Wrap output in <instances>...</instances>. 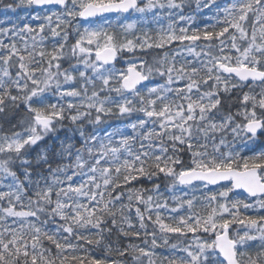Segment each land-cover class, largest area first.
Segmentation results:
<instances>
[{
  "label": "snow or ice",
  "instance_id": "1",
  "mask_svg": "<svg viewBox=\"0 0 264 264\" xmlns=\"http://www.w3.org/2000/svg\"><path fill=\"white\" fill-rule=\"evenodd\" d=\"M17 8L0 264H264V0Z\"/></svg>",
  "mask_w": 264,
  "mask_h": 264
},
{
  "label": "rangeland",
  "instance_id": "2",
  "mask_svg": "<svg viewBox=\"0 0 264 264\" xmlns=\"http://www.w3.org/2000/svg\"><path fill=\"white\" fill-rule=\"evenodd\" d=\"M16 3L18 0H15ZM35 12L32 9L17 8L15 12L4 10V4H0V27H12L14 24H22L25 22V18H29L34 15ZM35 23V22H33ZM148 25L150 27H155L156 25L149 18ZM164 251V250H158Z\"/></svg>",
  "mask_w": 264,
  "mask_h": 264
},
{
  "label": "trees",
  "instance_id": "3",
  "mask_svg": "<svg viewBox=\"0 0 264 264\" xmlns=\"http://www.w3.org/2000/svg\"><path fill=\"white\" fill-rule=\"evenodd\" d=\"M8 3H16V1L15 0H3L4 5H6ZM201 23H203V21H201ZM110 123H111V126H115L117 124H120L121 122L119 120H113ZM109 130H110V128H109Z\"/></svg>",
  "mask_w": 264,
  "mask_h": 264
}]
</instances>
